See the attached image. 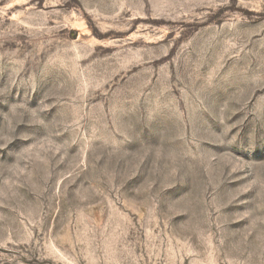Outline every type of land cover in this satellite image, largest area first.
Instances as JSON below:
<instances>
[{"label":"rangeland","instance_id":"1","mask_svg":"<svg viewBox=\"0 0 264 264\" xmlns=\"http://www.w3.org/2000/svg\"><path fill=\"white\" fill-rule=\"evenodd\" d=\"M0 264H264V0H0Z\"/></svg>","mask_w":264,"mask_h":264}]
</instances>
